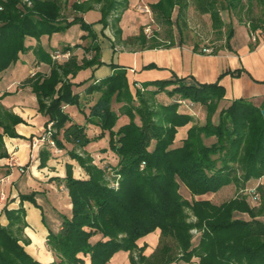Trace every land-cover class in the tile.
<instances>
[{"label":"trees","instance_id":"obj_1","mask_svg":"<svg viewBox=\"0 0 264 264\" xmlns=\"http://www.w3.org/2000/svg\"><path fill=\"white\" fill-rule=\"evenodd\" d=\"M220 1L203 0L198 4L203 13L211 14L216 29L223 25L216 8ZM222 1L229 11L239 10L237 14L243 11L242 0ZM260 2L263 4L264 0ZM66 3L65 0H0V75L18 62L20 54L30 51L27 38L40 40L75 25L87 33L82 39H92L85 53L96 52L92 59L85 57L81 64L72 54L65 63L53 64L48 77L36 74L25 81L37 95L40 113L49 117L52 140L59 149L71 145L69 156L86 174L85 178H76L74 167H65L64 182L72 210L70 217L62 216L61 230L49 234L48 246L56 256L52 264H109L120 252L130 254V264H192L195 258L199 264H264V184L250 187L253 181L264 178V106L256 107L246 99L220 106L226 95L220 80L228 74L238 77L241 72L226 69L215 84L188 85L177 77L138 87L135 84L134 96L127 71L112 65L114 73L110 77L86 89L88 95L100 93L85 114L86 124L101 129V134L90 138L87 125L73 122L64 108L80 107L82 99L74 87L84 82L73 84L69 77L102 65L98 60L100 47L95 44L98 35L93 24L83 17L72 20L64 17ZM96 5L101 13L98 23L104 29L111 26L120 39V23L129 9V1L89 0L74 3L71 9L82 14ZM187 5L188 0H159L150 7L157 19L171 25L175 9L178 8L179 18ZM263 24L261 18H252L249 29L256 31ZM227 36L226 48L230 50L233 28ZM135 39L142 45L141 50L175 46L174 39L169 44L149 42L143 31ZM81 48L80 44L67 46L64 52ZM34 52L45 60L49 58L40 47ZM161 92L177 98L162 105L157 100ZM114 99L122 103L121 113L129 115L131 120L138 115L141 125L131 121L116 128L119 115L112 109ZM185 100L205 107V124L195 123L190 114L179 110L180 101ZM217 112L219 116L214 121ZM22 122L0 104V127L4 130L0 134V160L8 157L3 137H18L15 127ZM190 125L182 145L176 147L179 129ZM106 136L109 150L103 152L112 153L117 161L100 167L84 149ZM40 157L41 166H45L50 152L43 150ZM230 184L236 185L237 192L247 194L239 193L220 205L196 199L218 193ZM182 187L189 192L191 200L181 195ZM35 196L36 193L20 195L21 204L26 201L35 204ZM3 213L8 225L0 226V264H42L25 250L30 240L25 237L28 225L23 205L20 209L5 207ZM191 217L196 222H190ZM195 229L199 233L196 244L192 233ZM156 231H160L159 246L146 256V245L140 247L138 243ZM96 235L101 239L96 244L90 243Z\"/></svg>","mask_w":264,"mask_h":264},{"label":"crops","instance_id":"obj_2","mask_svg":"<svg viewBox=\"0 0 264 264\" xmlns=\"http://www.w3.org/2000/svg\"><path fill=\"white\" fill-rule=\"evenodd\" d=\"M86 1L89 0H68V7L71 9L74 3ZM158 1L156 0L152 4ZM99 12L100 6L96 5L93 10L86 13L81 14L73 11L72 14L74 15L71 17H83L86 22L94 24L93 30L98 35L97 41L100 44L98 60L102 62V65L98 67L97 65L89 67L79 71L75 77H69L73 84L84 82L83 85L74 87V92L80 93L82 98L80 107L68 105L64 108V111L70 115L73 122L81 125L86 124L85 114L89 113L88 110L100 96V93L88 95L86 89L91 84H97L110 77L114 73L112 65L119 66L127 71L128 84L134 96L135 84L138 87L143 83L168 81L174 77L185 80L188 85L215 84L226 69L231 72H241L238 77L228 74L220 80V85L223 86L224 92H226L220 106L227 107L236 99H246L254 103L255 106H264V41L254 45L246 26L247 34H242L244 37H241L243 38L241 43H237L234 36L230 42V50L226 48L215 54L194 50L193 47L184 44L175 45L171 48L131 51L122 49L121 45H114L111 42L114 40L108 33L111 26L104 29L102 24L98 23L101 14ZM124 14H129L128 10ZM92 15H94V18H91ZM124 19L125 17L122 20L124 21ZM74 27H79V25L70 27V29ZM70 29L68 28V31ZM59 34L62 33H56L51 37L43 36L40 40L27 38L26 46L30 48V51L20 54L18 62L0 75V104L3 110L23 120L15 127L18 137H3L8 157L0 160V226L8 225V220L3 213L5 207L11 210L20 209V206L23 205L24 208L33 211L32 213L38 218L40 225L37 230L33 229L32 225L29 224L28 217H26L28 227L25 230V237L30 240V245L25 246V250L42 264H51L56 260L55 254L51 252L48 246V237L52 229L46 223L44 206L53 205L59 208L60 218L56 220L54 232L60 231L63 222L62 216L70 217L72 210L71 199L64 182L66 177L65 167L72 165L76 178L86 177L85 172L80 167L78 169L81 170V173L77 172V162L72 160L68 154L73 149L71 145L65 144V149L52 148L46 143L37 147L33 146V140L40 139L45 135L49 117L40 113L37 95L34 93L32 86L26 84L25 81L36 74L48 77L53 64H63L70 58L72 51L64 52L65 48H62L56 40ZM86 35V32L82 34V36ZM124 40L121 41L124 43L126 42ZM38 47L42 48L48 55L47 60L40 53L38 56L34 52V49ZM55 53L60 54L58 60H54L52 57ZM90 54V56L87 54L89 60L96 55V52L91 51ZM73 55L77 56L78 61H80L79 51L74 52ZM150 89H154V87ZM169 89L172 90L173 87H169ZM180 103V108H184V112L190 114L195 123L202 124L206 122L207 113L203 106L194 104L189 100L180 101ZM86 125L87 134L90 138L98 136L101 132V129L96 125ZM190 127L191 125L184 127L183 130L188 131ZM3 131V128L0 127V134H3ZM106 139L107 136L99 142L89 144L84 149L91 154L95 164L102 165L107 160H112L115 163L117 161L112 153L98 151L101 147L100 143ZM183 140L176 139L175 146H181ZM43 150L50 152V157L45 166H41L40 153ZM257 182L263 184L264 178L253 181L250 187H254ZM32 193H36V203L26 201L21 204L20 195ZM186 193L190 195L188 191ZM218 193L208 194L199 199L197 197V200H208L215 205H220V203L213 201V196ZM192 264H199V259H193Z\"/></svg>","mask_w":264,"mask_h":264},{"label":"rangeland","instance_id":"obj_3","mask_svg":"<svg viewBox=\"0 0 264 264\" xmlns=\"http://www.w3.org/2000/svg\"><path fill=\"white\" fill-rule=\"evenodd\" d=\"M24 1L26 2L27 0H24ZM65 1H67V3L64 8V17L68 18L69 20H72L73 18L71 17L74 15L72 14L73 11L72 9L68 7L69 5L68 0H65ZM128 1H129V9H128L129 14H123L122 19L123 17H125V19L124 21L121 20V23H120L121 30H122V36L120 39L124 40L126 38L124 40L126 42L123 43L118 37H116L111 27L110 29H108V33L114 39L111 41L114 45H121L120 47L122 49L131 50V51L142 49V45L135 39V37L137 36L139 37V35L143 31L149 42H153L154 40H156V42H159L162 44H169L170 41L174 39L175 45L184 44V45L193 47L194 50L195 49L199 51L209 50L210 53L215 54V53L221 52L223 49H226V42H227V37H228L227 35H228V32L232 28L234 30V36H235L233 37L237 40V43H241L243 41L242 40L243 38L241 37H244L242 34H245V35L247 34V28L249 29V21L252 18H261L262 21H264V3L262 4L260 0H242L243 11L241 12V14H237L239 10H237L236 12L229 11L227 8H225L226 6L225 4H223L222 0L220 2H217L216 8L220 11L221 13L220 15H221L222 22H223V25L219 27L218 29H216L214 26V21L212 19L211 14L203 13L201 9L198 8L199 2L201 3L203 2V0H188V5H187L188 7L183 12L182 17H179V18H178V15H179L178 8H176L172 16L173 23H171V25L165 24L164 22L160 21L154 16L153 12L151 11L150 6L153 5L152 3L155 2L156 0H128ZM91 18H94V15H92ZM100 18H101V14H100ZM241 19L242 21H240ZM110 22L111 23L113 22L112 18ZM84 32L85 31L81 29V27L79 26V27H74L73 29H70L69 31L67 30L64 33L59 34V36L56 37V40L58 41V43L61 45L62 48H66L68 45H73L71 47H74L80 44L82 46L80 50L77 49L71 52L72 54L74 52H78V51L80 52V55H78L80 58L79 64L82 63V60L85 57L87 58V54L88 56L91 55L90 53H85V49L89 48L92 45V39L91 38L87 40L82 39L83 37L82 34ZM250 32L251 30L249 29V33ZM253 32H256L258 36L260 37V39L264 41L263 39L264 38V24H263V27H260L256 31L253 30ZM95 44L99 45L100 47V44L97 40H95ZM161 94L163 95L161 96ZM157 100L162 105H168L174 102L171 96L168 94V92L159 93L157 95ZM137 104L138 103L136 102V105ZM252 104L254 105V103ZM121 107H122V103H118L114 99L112 103V109L119 115V120L116 123L117 124L116 128H120L123 125L129 124L131 121H134V123L138 126L141 125V120L138 115H134V120H131V117L129 115L121 113V110H120ZM179 110L181 112H184L185 109L180 108ZM218 116H219V113L217 112V115L215 116V119L213 120L217 121ZM203 124L205 123H202V125ZM183 129L184 128H181L178 131V134H177L178 140H183L184 138L187 137L188 131L183 130ZM99 134H101V132ZM103 139L98 140V142ZM45 143L48 144L47 141ZM154 145L155 144L153 143L152 147ZM48 146L51 147L50 145ZM100 146L101 147H99L100 149L98 150L99 152L104 151V150H109V137H107L105 141L101 142ZM108 162L115 163L112 160L110 161L107 160V162L102 163V165L98 163L96 165L100 167L101 166L105 167L106 165L110 164ZM76 167H77L76 168L77 172L81 173V170L78 169V167H80L78 163H76ZM257 184L260 185V183L257 182L254 187H257L258 186ZM114 186L116 187L117 185H114ZM236 188L237 187L235 184H230L226 186L225 189L223 190L221 189L220 190L221 192L213 196L214 198L213 201L215 203L221 204L224 201H227V200L229 201L230 199L236 197L237 193L238 194L240 193L242 196L247 194L245 193V191L237 192ZM185 190L186 189L184 187L180 189L181 195L185 199L191 200L192 197L188 195V193H186L187 191ZM199 198L200 197H198V199ZM251 203L253 206H257L255 205L254 201H251ZM44 207H45V217L47 218L46 223L49 225L50 229H52L53 233H58L59 231L58 232H54V231L56 229L55 228L56 220H59L60 218L59 208L53 205H48V206L45 205ZM25 209H26L29 224L32 225L33 229L37 230L38 229L37 227L40 225V223L38 222V218L34 216V214L32 213L33 211L27 208ZM189 214L192 215L190 211H189ZM189 221L196 222V219L194 217H191ZM192 233L194 234V243L196 244L198 241L197 238L199 237V233L197 232L196 229L193 230ZM100 239H101L100 235L93 236L90 240V243L96 244ZM159 239H160V231H156L155 233L149 236H146V238L141 240L138 243V245L140 247L146 245L147 249L145 251V255L150 256L158 248ZM135 255H137V252H135ZM32 258L38 261L34 257ZM109 264H130V254L120 252L114 256L111 263Z\"/></svg>","mask_w":264,"mask_h":264},{"label":"built area","instance_id":"obj_4","mask_svg":"<svg viewBox=\"0 0 264 264\" xmlns=\"http://www.w3.org/2000/svg\"><path fill=\"white\" fill-rule=\"evenodd\" d=\"M250 38H251V41L254 44H257L259 41H262V39H260V37L258 36V34L256 32H253V31L250 32ZM205 51L207 53H210L209 50H205ZM59 58H60V54L59 53H55L53 55V59L54 60H58ZM52 129H53V127H52V124L50 123L47 126V130H46L45 135L42 136L40 139L33 140L34 141L33 146L34 147H37V146H39L41 144H44L47 141L48 145H50L52 148H57L55 142L52 140V137H51L52 132H53Z\"/></svg>","mask_w":264,"mask_h":264},{"label":"water","instance_id":"obj_5","mask_svg":"<svg viewBox=\"0 0 264 264\" xmlns=\"http://www.w3.org/2000/svg\"><path fill=\"white\" fill-rule=\"evenodd\" d=\"M262 115H263V118H264V110H262Z\"/></svg>","mask_w":264,"mask_h":264}]
</instances>
